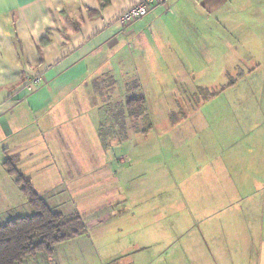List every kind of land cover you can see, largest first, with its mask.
I'll list each match as a JSON object with an SVG mask.
<instances>
[{
  "label": "crops",
  "instance_id": "crops-1",
  "mask_svg": "<svg viewBox=\"0 0 264 264\" xmlns=\"http://www.w3.org/2000/svg\"><path fill=\"white\" fill-rule=\"evenodd\" d=\"M139 1L0 0V225L33 213L10 161L52 209L77 213L96 240L110 226L117 237L133 235L132 252L117 249L100 264H264V83L226 96L236 83L227 82L205 99L182 90L213 87L239 69L218 27L264 19V0H164L123 27L119 16ZM248 66L239 84L255 71ZM214 69L218 78H207ZM35 75L43 84L28 92ZM136 81L148 128L117 106ZM195 152L194 174L176 169L171 177V153H179L173 167L179 159L185 169L178 157ZM202 200L216 204L211 215L228 217L195 223L201 229L186 238V216L202 210ZM58 254L20 264H63Z\"/></svg>",
  "mask_w": 264,
  "mask_h": 264
},
{
  "label": "rangeland",
  "instance_id": "rangeland-1",
  "mask_svg": "<svg viewBox=\"0 0 264 264\" xmlns=\"http://www.w3.org/2000/svg\"><path fill=\"white\" fill-rule=\"evenodd\" d=\"M220 21H223L222 19H219ZM230 24V25H229ZM229 26H223L224 29L218 27V31L221 34H224L227 36L231 42V48L234 52V60L238 64V70L235 72H228L229 78L225 81H221L223 74H220V72H217L216 69L219 67V61L215 62L213 72L206 73L207 78H218V75L220 74L219 80L217 83L214 84L213 87L208 88H183L182 90L187 91L188 93H193L194 91H198L196 93V96L201 98H207L206 93H216L220 91V86L225 83H231L236 82L234 85L230 86L228 91V94H235V93H242L247 94V92L254 93L257 91V86L264 83V72L260 71L264 68V19H230ZM248 65L251 66V68H254V72H251L246 75V84H239L240 83V75L242 73H245L243 71L248 70ZM205 78V77H204ZM179 84L181 82H178ZM102 84L105 86L107 83L102 80ZM235 88V89H234ZM95 91V89H93ZM102 91V90H101ZM117 92L121 94V90L117 89ZM99 94V93H98ZM237 95V94H236ZM225 96V95H224ZM225 96V97H226ZM241 96V95H238ZM145 97V96H144ZM237 97V96H232ZM193 98V97H190ZM146 99V98H145ZM156 100H154L155 102ZM195 101V99H194ZM148 105V104H147ZM96 106V105H94ZM102 107H114L116 105L112 104V102H109L106 106L100 105ZM118 106V105H117ZM153 108H156V112L161 110L159 109V106H161L159 103H155L152 105ZM167 106V105H166ZM196 103L190 102L184 107H186V112H191L193 108H195ZM225 106V105H224ZM96 111H100V114H103L104 110L96 108ZM105 121L104 115H102V119H100V123H103ZM130 122L129 120L126 121V123ZM142 122V120H141ZM146 125V122L141 124L142 127ZM97 131L98 139H100V133ZM120 136L118 134L115 135V138H112V142H119ZM101 141V139H100ZM110 143V142H109ZM179 153H171V162L172 166L170 167L171 170V177H178L175 173L176 169L179 171L181 170L182 173L186 174L188 176H192L194 174V165L197 161H200V154L199 153H187V158L185 159L183 156H179L178 158H181L182 163L185 164V169L179 168V159H177V165L173 167L174 161L176 160V157ZM183 154V153H181ZM181 163V164H182ZM199 167H204V165H198L197 169ZM184 176V175H183ZM197 189H203L205 186L201 183L196 184L193 186ZM189 192L190 198L196 197V195H193V192ZM66 195V194H65ZM67 196V195H66ZM202 199V197H201ZM191 201V200H189ZM57 202V201H55ZM70 202H72V199H70ZM202 205H200V208L202 210L198 211L197 213H189L186 216L185 225L186 227V238H190L194 236L201 227H197V225H194L195 223H219V221L223 220L225 217L227 219L228 213L226 212L220 214V215H211V212H214V208L216 204L214 201H206L202 200ZM58 203V202H57ZM65 201H62L60 204L61 206H66ZM222 203V202H220ZM107 206V205H106ZM104 207V206H103ZM106 208V207H105ZM54 209H56L54 207ZM53 209V210H54ZM59 210V209H56ZM55 210V211H56ZM63 215H67L64 214ZM227 215V216H226ZM225 222V220H223ZM114 225V224H112ZM118 232H115L114 227L110 226L108 229L105 230V238L102 237L98 240H96V236H94L93 231H90L88 235V231L85 229L84 233H80L78 235L73 236L70 239H67L63 243L57 244L54 249H56V252L59 253L58 256L62 259L63 264H100L98 259L110 257L112 256V253L115 252L117 249L118 251L122 248H127L128 242L132 240V236L130 235L128 237H124L119 235L117 237ZM182 235V233H174L172 231V236L177 239L179 236ZM131 236V237H130ZM173 237L171 238L172 240ZM112 238L117 239L119 242L120 247H117L116 243H111ZM104 241H107V245ZM60 247V248H59ZM135 249V247L131 246L130 248H127V252H132ZM121 254V253H119ZM113 258V257H112ZM108 260V262H107ZM111 260V259H110ZM109 259H106V264H114V261H110ZM144 264V263H141Z\"/></svg>",
  "mask_w": 264,
  "mask_h": 264
},
{
  "label": "trees",
  "instance_id": "trees-1",
  "mask_svg": "<svg viewBox=\"0 0 264 264\" xmlns=\"http://www.w3.org/2000/svg\"><path fill=\"white\" fill-rule=\"evenodd\" d=\"M107 2L108 0H100L103 5ZM132 84L126 90L123 103L118 105L119 111L127 113L129 117L142 119L147 122L148 128L150 121L146 100L137 81ZM99 133L101 142L104 143L106 136L104 137L103 130L100 129ZM6 165L8 171L15 174L33 213L0 225V264H20L27 257L36 254L50 255L57 244L84 233L86 226L77 213L63 215L53 210L35 192L29 180L13 168L10 161Z\"/></svg>",
  "mask_w": 264,
  "mask_h": 264
},
{
  "label": "built area",
  "instance_id": "built-area-1",
  "mask_svg": "<svg viewBox=\"0 0 264 264\" xmlns=\"http://www.w3.org/2000/svg\"><path fill=\"white\" fill-rule=\"evenodd\" d=\"M164 0H140L137 4L130 7L126 11H124L118 18L119 23L125 27L126 25L132 24L139 18L145 16L151 8L155 5L162 3ZM43 84V79L41 76H32L30 77L24 88L27 89L28 92H31Z\"/></svg>",
  "mask_w": 264,
  "mask_h": 264
}]
</instances>
